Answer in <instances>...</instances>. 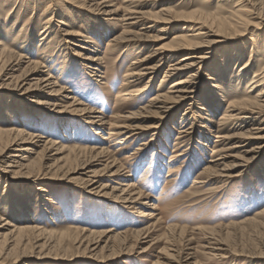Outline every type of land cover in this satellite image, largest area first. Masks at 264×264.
<instances>
[{
    "label": "rangeland",
    "instance_id": "374dc122",
    "mask_svg": "<svg viewBox=\"0 0 264 264\" xmlns=\"http://www.w3.org/2000/svg\"><path fill=\"white\" fill-rule=\"evenodd\" d=\"M249 1L212 0L206 3L204 0H170L166 2L167 7L177 12L197 11L200 14H214L215 17L223 18L228 22L235 11H242L239 14L243 15L245 23L242 22L243 26L237 25L234 31L219 30L213 20L208 22V25L214 24L213 27L217 31L214 33L216 34L214 37L207 40L210 43H215L211 45L206 43L201 49L202 54L208 60H205L202 65L199 75L194 77V87L201 90L200 95L196 96L197 100L205 98L206 90L213 81V72L220 69L218 70L221 75L219 82L227 89V75H230L233 82H236L234 78L238 73L237 68L247 63L249 55L252 54L251 50L254 55L250 60L252 64L249 68V76L246 83L240 84V90L237 93L221 94L222 92H220L223 97L230 96V99L226 97L220 104L212 102L213 98L212 100L209 98L204 107L205 110L198 114L199 124L209 125L212 132L208 133L206 139L202 136L203 133L205 134V130L198 129L193 137L176 140L180 126L178 124L181 121L180 116L186 111L185 108L191 102L190 99L176 104L173 117L167 119L163 125H159V129H153L158 123L157 118L151 119L145 116L136 119L137 124L146 128L143 129L145 134L136 141L129 142L120 151V158L130 170V174L134 176L132 179L134 183L137 185L142 182L141 187L144 195L134 209L118 210V219L113 220L110 219L111 216L105 207L107 198L83 189L79 183L71 181L61 171H29L14 175L15 178L7 175L3 179L0 169L2 178L0 197L5 184L9 189L3 197V204L0 205V222L3 223L2 220H6L15 227L36 226L44 230L46 234L54 232V237L52 235L47 236L48 239L44 238L47 240L46 250L44 248L39 255L31 254V257L28 258L29 255L25 257L24 260L29 262L28 264H151L158 258V254L174 257L179 254V256L191 254L193 257L191 264L194 261L196 264H264V214H259L264 210V152L251 163L250 167L242 174L243 176L224 182L212 180L206 184L195 185L193 183L204 177V168L209 166L208 162L212 159L211 157L215 156L211 154V150L216 146L213 145V132L219 128L225 135L236 133V129L231 127L224 129L225 127L219 126L220 117L226 111L227 105L246 92L245 88L253 73L258 72L264 66V26L261 29H255L245 25L250 21H256V15L251 16L252 13L248 9L255 10L258 15L264 16V0ZM117 2L121 1L117 0ZM78 4H80L78 0H0V9L2 10L4 6L8 7L7 10H11V17L17 18L19 25L23 23L32 25L31 31L28 32V39L22 38V36L17 37L18 30L16 29L5 41L9 45V42L16 38L18 44L28 43L29 50L33 53V59L46 66L50 65L55 70V75L61 79L60 86L66 87L72 93L69 94L99 111L105 118L116 115L118 117L116 121L120 122V117L128 113L139 112L149 104L150 98L157 92L160 80L170 63L166 59L162 62L158 61L160 62L159 72L147 86L148 90L144 96L116 102V93L123 86L124 75L135 56L132 58L127 51L122 52L121 49L105 53V45L110 42L113 36L120 33L121 29L115 28V25L111 23H105L101 18H94L91 14L78 13L74 9V6ZM59 8L61 13H59ZM160 8L161 6H157L154 11ZM55 10L58 12L55 13ZM5 11L3 9L1 14H4ZM46 12L58 15L56 17L54 15V20L62 21L65 25L54 23L51 37L44 41V45H48L43 51L46 53H42L40 45L43 42L39 43V31L45 22ZM238 29L244 33L234 39V32ZM195 30L196 27L190 32L182 31V26L179 25L165 34H160L157 30L152 31L147 34L150 41H148L144 53L152 52L159 47L169 48L174 44V40H172L174 36L181 33L193 36L194 33H198L193 32ZM67 31H76L82 36L89 37L94 42V49L98 50L97 47H99L98 54L105 59L106 68L104 67L105 69L102 70L105 80L84 75L85 71L80 65L81 60L85 55H93L97 52H85L78 47L81 44L74 43L76 45H73L69 37L64 35ZM28 34H24V36ZM0 39L3 40V33ZM216 41L219 42L216 43ZM53 45H58V47H55L54 50L52 49ZM233 47L242 48L243 58L238 60L239 53ZM59 48L61 51L57 53ZM226 48L230 49L229 53ZM13 49L15 52L25 53V50L22 51L17 47ZM47 56H51V58L44 59ZM64 60L67 63L64 66L71 67L76 73L68 74L59 71V68L63 67ZM227 63L231 66L221 68L222 64ZM182 77H177V80ZM146 84L147 79L142 80L138 88H143ZM0 94L2 95L0 97V131L15 129L26 133H45L49 138L58 142L59 148L64 145L72 148L78 145L79 147L99 145L103 143L102 138L107 135V130L96 135V130L93 131L77 121L71 125L74 130L62 132L57 120L55 121L58 115H51L53 113H48L46 109L38 105L40 99L37 96L31 95L29 99L25 100L22 97H13L4 91H0ZM248 96L252 97L251 94ZM9 101L10 104H8ZM207 114L210 115V117L208 116L209 121H205ZM47 116L53 122L45 121ZM66 118L75 120L72 119L73 117L67 116L62 119ZM147 126H149L148 129ZM152 134H156L154 137L156 147L142 151L135 155V158L130 157V154L139 148L140 144L148 142ZM203 143L206 144V147L203 146ZM117 147V144H114L112 150H116ZM174 149H177L178 153H182L183 156L173 158L169 164ZM39 151L40 149H37L33 154H30L26 162L32 160L36 163L39 159L36 152ZM139 160L142 164H139ZM52 163L54 160L47 165ZM94 169L100 170L102 166L94 167ZM167 174H172L170 179L166 178ZM31 176L39 178L40 181L34 183L32 179H28ZM221 184L223 185L221 186ZM39 185L44 186L47 192L37 196L35 189ZM151 206L156 207L155 217L151 220L149 218L142 220L144 223L148 222L147 224L153 223L154 226H152L148 238L142 241L140 249H134L131 252L126 245L114 240L109 244L111 247L114 246L112 248L114 251L110 249L105 252V256L108 257L101 260L100 258H90L87 254L71 248L72 241L76 236V232L71 228L84 229L86 234L104 232L108 228L115 229L114 233L134 230L144 225L140 221L141 218L137 217V212L140 210L148 212ZM11 229L9 227L8 230H0L1 246L4 242L3 237L10 233ZM61 233H64L65 237L58 245L57 241ZM9 236L10 234L5 238H9ZM49 239L52 241L50 242ZM146 247H149L147 253L135 255L137 251L140 252ZM66 248L71 249L66 251ZM211 248H217L220 251L213 252ZM35 252L37 251L35 250ZM113 252L117 254L114 255ZM15 260L12 258L3 264H15ZM160 261L165 263L167 260L162 258Z\"/></svg>",
    "mask_w": 264,
    "mask_h": 264
},
{
    "label": "bare ground",
    "instance_id": "6f19581e",
    "mask_svg": "<svg viewBox=\"0 0 264 264\" xmlns=\"http://www.w3.org/2000/svg\"><path fill=\"white\" fill-rule=\"evenodd\" d=\"M120 1L78 0L80 4L74 6V9L78 13L85 12L89 15L91 14L94 18H101L105 23H111L115 25V28L121 29V32L116 33L117 35L113 36L110 42L105 45V53L108 54L121 49L122 52L127 51L131 57L135 56L124 75L123 86L119 87L120 89L116 93L115 101L123 102L128 101V98L135 99L136 97L140 98L144 96L148 90L147 86L159 72L160 62L166 59L170 63L160 80L157 92L150 98L149 104L145 105L146 107L142 108L139 112L128 113L120 117V122L116 121L118 118L116 115L105 118L99 111L89 105H85L74 95H71L72 93L66 87H61L59 84L61 79L55 75V70L50 65L46 66L44 63L33 59V53L29 50L28 43L18 44L15 38L7 45L6 38L16 31V29L18 30L17 37L22 36V38L28 39V32L32 25L26 23L19 25L17 23L19 20L11 17V10H7L8 7L4 6L3 9L6 10L4 14H1L3 9H0V37H2L3 33V40L0 39V91L8 92L13 97H22L25 100L29 99L31 95L37 96L40 99V102L37 103L38 105L46 109L48 113H53L51 115H58L55 121L57 120L56 122L60 125L62 132L74 130L71 125L74 122L76 123V121L83 123L93 131L96 130V135L102 134L107 130V135L102 138V144L85 147H79L78 145L73 146V148L66 145L59 148L58 142L49 138L45 133H26L25 131L15 129L2 130L0 131V169L3 179L7 175L15 178L14 175L29 171H61L71 181L79 183L83 189L91 193L101 194L107 198L105 207L109 212V216H111L109 218L113 220L118 219V210L134 209L138 205L140 198L144 195L141 187L142 182L137 185L134 183L132 180L134 176L130 174V170L125 166L122 158H120V151L124 149L125 145L136 141L145 134L143 130L145 127L137 124L136 119L145 116L151 119L157 118L158 123L153 128L157 129L160 127L159 125H163L167 119L173 117L176 104L190 99L191 102L187 104L186 111L180 116L181 121L178 124L180 126L176 140L193 137L198 129L205 130V134L203 133L202 136L206 139L208 133L212 132L209 129V125L199 124L197 120L198 114L205 110L204 107L207 105L206 103L209 101V98L210 100L213 98L212 102L220 104V102L224 101V98L228 97H223L220 95V92H222L221 94L237 93L240 90V84L246 83V79L249 76V68L252 64L250 60L254 55L253 50H251L252 54L249 55L247 63L237 68L238 73L234 78L236 82H233V78L227 75V89L219 82L221 75L218 70L220 69L213 72V81L206 90L205 98L197 100L196 96L200 95L201 90H198L196 86L194 87V77L199 75L202 65L205 63V60H208L202 54L201 49L206 43L209 45L215 43H210L207 40L212 36L214 37L216 35L214 33L217 31L213 27L214 24L208 25V22L213 20L219 30L234 31L237 25L243 26L242 22L245 23L243 15L239 14L242 11H235L232 14V18H230V22H228L223 18L215 17L214 14H200L197 11L189 13L177 12L167 7L166 2L170 0ZM204 1L207 3L212 0ZM157 6H161V8L154 11ZM58 10L61 13V9L59 8ZM58 10L54 12L56 13ZM248 10L252 13L251 16L256 15V21H250L251 23L249 22V24L246 23L245 25H248L246 27L250 26L255 29H261L264 26V16L258 15L255 10ZM55 13H45V22L39 31V43L43 42L40 45L42 53H46L43 51L48 47V45H44V41L51 37L52 29L56 22L54 15L55 17L58 16ZM56 23V25H65L62 21H57ZM179 25L182 26V31L186 32H190L196 27V30L193 32L198 33H194L193 36L181 33L172 38L174 44L169 48L159 47L152 52L144 53L147 49V43L150 41L148 33L157 30L158 33L165 34V32L173 30ZM243 33L244 31H241V29L235 30L234 39L240 37ZM24 34L28 35L24 36ZM64 35L69 37L73 45H76L74 43L81 44L78 47L82 48L83 51L97 52L93 55H85L80 65L82 70L85 71L84 75H87V77L93 76L100 80H105L104 75H102V70L106 68L105 59L101 58L100 54H98L99 47H97L98 50L94 49V42L91 41V38L82 36L76 31H67ZM251 41L253 42L252 39ZM218 42L216 41V43ZM12 47H17L22 51L25 50V53L22 51V53L15 52ZM55 47L57 48L58 45H53L52 49L55 50ZM229 48H226L228 53ZM233 49L239 53H237L238 60L243 58L244 52L241 47H233ZM60 51L59 48L57 53ZM143 53L144 55L142 56ZM45 58L49 59L51 56ZM65 64H67L66 60H64L63 67L59 68V71L68 74L76 73L71 67L64 66ZM222 66L221 68H225V66L227 68L231 64H222ZM179 76L183 77L177 80ZM145 79H147V84L139 89L138 85L140 81ZM210 79L212 80V78ZM245 91L241 97L227 105L226 111L220 117L219 126L225 127L224 129L228 127L236 129V133L232 132L233 134L231 135H225L223 134V130L219 128L213 132V145L215 144L216 146L211 150V154L215 156H210L212 159L210 158L211 160L208 162L209 166L207 165L204 168V177L194 181L195 185L206 184L212 180L224 182L241 176L250 167L251 163L264 152V66L258 72L253 73ZM250 94L252 97L248 96ZM228 99H230V96ZM10 101L8 104L11 103ZM196 109L197 111H195ZM63 115L65 117H73L72 119L75 120H70V118L62 119L65 118ZM208 116L210 117L207 114L205 121H209ZM45 121L53 122L48 116L45 118ZM155 135L152 134L148 142L140 144V147L136 148L130 154V157L135 158V155L140 154L142 151L153 149L155 146ZM114 144L118 146L116 150H112ZM175 145L178 146V144ZM203 146L206 147V144L203 143ZM37 149H40L39 152H36L37 158H39L38 161L36 163L32 160L26 162L29 155L33 154ZM177 149L172 150L169 164L173 158L183 156L182 153H178ZM52 160H54V163L47 165ZM140 163L141 161L139 160ZM98 166H102V169H94V167ZM171 175L167 174L166 178L170 179ZM28 179H32L34 183L40 181L39 178H33L32 176L28 177ZM1 181L2 178L0 177V183ZM8 191L9 189L5 184L0 197V205L3 204V197ZM35 192L39 196V194L47 191L44 186L39 185L36 187ZM155 211V206H151L148 212L138 211L137 217L141 218L140 221L144 225L141 228L130 231L114 233L115 229L108 228L104 232H90L86 234L84 229L71 228L76 232L74 240L72 239L71 248L77 252L87 254L90 258H100L101 260L108 257L105 256V252H108L110 249L111 251L113 250L114 246L111 247L109 244L114 240H118L121 244L126 245L131 252L134 249L138 250L142 241L148 238L152 226H154L153 223L147 224L148 222H145V224L142 219L149 218L151 220L155 217ZM259 214H264V210ZM2 222H0V230H8L9 227L12 229L8 233L10 234L9 238H5L8 235L5 234L3 237L4 242L2 246L0 245V264L12 258L16 259L15 264H28L29 262L24 260L26 259L25 257L29 255V258L31 254L39 255L42 253L44 248L46 250L47 247L46 239L48 238L46 237L52 235L54 237V232H47L46 234L44 230L36 226L15 227L6 220H2ZM71 229L67 230L70 231ZM64 237L65 234L61 233L57 241L58 245L64 240ZM71 248H66L65 250L67 251ZM216 250L219 249L211 248L213 252ZM148 251L149 247H146L141 249L140 252L137 251L135 255H142ZM179 255L174 257L172 255L164 256V254H158V258L151 262V264H191V260L193 259L191 254H186L185 256ZM162 258L167 261L165 263L161 262L160 259ZM193 264H196V261Z\"/></svg>",
    "mask_w": 264,
    "mask_h": 264
}]
</instances>
